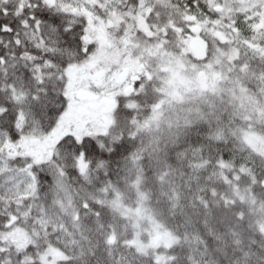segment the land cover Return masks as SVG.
Instances as JSON below:
<instances>
[{
    "label": "snow or ice",
    "instance_id": "6c2138e0",
    "mask_svg": "<svg viewBox=\"0 0 264 264\" xmlns=\"http://www.w3.org/2000/svg\"><path fill=\"white\" fill-rule=\"evenodd\" d=\"M0 264H264V0H0Z\"/></svg>",
    "mask_w": 264,
    "mask_h": 264
}]
</instances>
